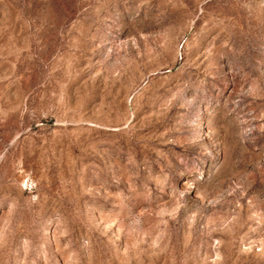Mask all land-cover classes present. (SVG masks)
I'll return each instance as SVG.
<instances>
[{
  "label": "rangeland",
  "instance_id": "rangeland-1",
  "mask_svg": "<svg viewBox=\"0 0 264 264\" xmlns=\"http://www.w3.org/2000/svg\"><path fill=\"white\" fill-rule=\"evenodd\" d=\"M0 264H264V0H0Z\"/></svg>",
  "mask_w": 264,
  "mask_h": 264
}]
</instances>
